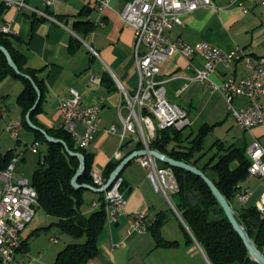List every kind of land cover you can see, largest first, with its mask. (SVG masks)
<instances>
[{"label": "crops", "instance_id": "crops-1", "mask_svg": "<svg viewBox=\"0 0 264 264\" xmlns=\"http://www.w3.org/2000/svg\"><path fill=\"white\" fill-rule=\"evenodd\" d=\"M126 1L109 0L108 7L101 14L103 26L94 23L97 17L94 0H56L49 8H45L42 0H25L27 6L22 8L8 5L0 19V23L8 25L10 33L16 38L14 45L25 56V63L40 69L39 75L47 88L41 110L36 116L41 124L50 128L59 126L58 100L69 95L71 87H76L80 93L82 105H93L100 102V98L103 99L100 102L98 128L85 148L92 153L91 167L100 169L102 173L111 158L118 159L114 155L116 152L122 159L135 150L137 143L127 133L123 143L119 144L118 135L109 132L110 126H115L118 132L122 128L117 112L121 98L118 82L130 93L138 82L133 50L134 32L120 17ZM229 1L212 0L214 8L201 6L184 13L182 23L167 29L166 35L179 41L203 40L224 50L240 48L253 57L262 54L264 0H242L248 8L245 13L241 5ZM32 8L50 12L59 22L38 16ZM88 24L91 27L87 29ZM167 57L160 64L157 77L165 80L168 100L183 107L191 119V124L182 130L183 145H187L189 138L197 134L203 125L210 126L209 133L217 125L226 124L229 128L233 124L238 127L240 131L236 135L231 130L227 131L225 138L230 143L223 146L239 148L243 152L255 138L262 139V126L242 129L236 124L221 90L211 89L189 78L194 68L202 67L201 55L186 59L173 53ZM247 73L243 62L233 61L229 65L218 64L211 77L220 83L228 77L238 79ZM92 75L96 76V80L91 79ZM184 85L186 87L179 92ZM22 87L21 81L14 77L7 76L0 81V153L12 151L14 155L21 154L15 171L17 164L25 161V149L35 140L32 131L24 129L21 123L22 110L17 96ZM261 102H264L262 96ZM246 103L247 97L244 95H236L232 99V105L236 108ZM127 112L126 108L122 109L123 115ZM9 124L18 126L17 137L6 131ZM195 124L196 130L193 127ZM77 129L82 131L83 126L78 124ZM216 141L223 143L220 139ZM156 163L162 165L159 160ZM237 165L236 159L230 162L231 168ZM208 173L214 176L211 170ZM146 176L147 168L137 158L124 166L121 177L129 189L125 196V207L114 221L106 220L98 235L96 256L89 258L85 264H211L205 249L194 238L177 210L178 196L176 201L172 198L174 209L160 191L154 190ZM243 188L250 192L247 200L241 202L237 196L234 200L243 206L261 208L264 182L248 174L239 183V189ZM94 193L96 195L91 201L98 197L97 192ZM250 200L252 202L248 204ZM90 202L83 207L84 212L91 210ZM43 213L45 215L34 218L21 233V246L15 259L23 264H54L57 253L72 241L69 234H55L58 228L53 224L54 220L43 223L47 215ZM138 214L144 216L146 228L141 232H129V219ZM154 226L157 235L153 231ZM158 237L173 243H159ZM229 264L241 263L234 261Z\"/></svg>", "mask_w": 264, "mask_h": 264}, {"label": "built area", "instance_id": "built-area-1", "mask_svg": "<svg viewBox=\"0 0 264 264\" xmlns=\"http://www.w3.org/2000/svg\"><path fill=\"white\" fill-rule=\"evenodd\" d=\"M7 5H15L18 8L27 6L25 0H1ZM45 8L52 6L56 0H42ZM229 3H237L243 7L244 13L248 8L242 0H230ZM109 5V0H94V8L97 13L94 23L104 25L101 14ZM201 6L215 7L212 0H127L120 12V17L130 25L134 32L133 50L135 64L138 70V82L132 93L128 92L118 82L120 102L118 114L122 128L118 132L115 126L109 127V132L117 134L119 144H122L127 133L135 141L142 142V148H150V140L154 137L156 129L173 127L183 130L191 124L187 111L179 104L171 102L166 97L165 80L158 79L160 64L170 54L177 53L186 59L193 55H201L202 67L194 68L191 80H198L211 89L221 90L228 109L236 120V124L242 129H250L255 125L264 129V52L256 57L246 54L242 49L235 48L224 50L203 40L191 42L170 39L166 30L182 23V15ZM40 17H47L59 22L54 15L46 10L32 8ZM61 23V22H60ZM0 31L9 33L8 25L0 23ZM95 53V50L92 49ZM233 61H241L245 64L248 73L241 78L228 77L217 83L212 79L218 64L229 65ZM96 80V76H91ZM186 87H181L179 92ZM236 95L247 97V103L236 108L232 105V99ZM102 102V98H100ZM100 102L93 105H82L81 96L76 87L69 88V95L58 100L57 110L60 116V124L73 139L75 145L86 148L92 139L93 133L98 128L100 120ZM127 109V114H122V109ZM81 124L83 130L79 131L77 125ZM6 131L13 137L18 136V126L9 124ZM39 142L30 143L27 148L33 152L38 151ZM119 158V154H114ZM245 155L248 162V174L256 176L264 182V133L262 139L255 138L246 148ZM21 158V154L13 155L7 166L0 170V264H23L15 259L18 248L21 246V233L33 220L36 214L37 192L30 180L17 174L15 164ZM139 163L147 168V176L155 191H160L165 198L172 202V196L178 190V182L170 166L157 165L156 159L149 152L136 157ZM90 175L94 186H102L105 177L100 169L91 167ZM122 177L117 176L112 184L103 191L101 199H93L90 207L97 208L103 204L108 221H114L122 212L126 204V198L120 190ZM248 189H240L237 198L245 202L249 196ZM264 212V190L261 192ZM146 228L143 215H135L129 219L130 231H144Z\"/></svg>", "mask_w": 264, "mask_h": 264}, {"label": "trees", "instance_id": "trees-1", "mask_svg": "<svg viewBox=\"0 0 264 264\" xmlns=\"http://www.w3.org/2000/svg\"><path fill=\"white\" fill-rule=\"evenodd\" d=\"M7 8L8 5L0 0V19ZM87 26L88 29L91 24ZM75 27L77 28V26ZM15 40L16 38L10 32L0 31V44L7 48L20 72L30 75L41 91L40 101L29 115L31 120L37 126L44 128L48 134L64 139L71 150L84 154L85 170L78 178V182L93 184L90 175L92 153L75 145L72 137L62 127H45L36 119L47 88L42 76L39 75L40 69L32 68L25 63V56L14 45ZM7 76L14 77L23 84V90L17 96V103L22 110V126L24 129L32 131L34 139L45 145L46 148L42 158L38 160V167L34 170L31 181H29L37 192L36 208L42 209L47 215L55 218L53 224L57 226L60 233L69 234L75 239H72L57 253L54 264H85L89 258L96 256L98 235L107 220L105 207L100 204L97 208H91L89 212L83 211V192L86 189L74 188L70 183L71 177L79 166V159L67 154L61 143L47 141L38 129H32L27 124L24 115L36 99V91L29 79L17 74L9 66L0 50V81ZM209 129L208 125L200 127L197 134L189 138L187 145L182 144V130L173 127L156 129L149 146L200 168L212 178L217 188L231 204V200L237 196V192L240 190L239 183L248 175L249 159L245 155V150L243 152L239 148L223 146L222 142L216 141L214 142L216 152L208 160L200 163L202 154L196 155V153L203 150V138ZM139 148H142L141 141H137L135 146V149ZM13 155L12 151L0 153V170L7 166ZM234 159L238 160V165L231 168L230 162ZM119 161L120 159L113 158L109 160L103 171L105 179ZM162 166L170 165L162 162ZM170 167L179 186V190L175 194L179 198L176 203L177 210L194 238L205 249L211 264H229L234 261L241 264H258L249 258L240 236L233 229L225 216L226 213L199 175L183 168L172 165ZM208 170H211L214 176H210ZM118 176H121V173ZM120 190L124 196L129 191L123 178ZM193 194L198 201L195 205L190 202ZM97 195V199H101L103 192H97ZM234 210L238 220L245 225L254 243L264 251V212L255 206L243 205L234 208ZM155 227L153 231L157 235L158 231ZM80 239L82 240L79 241ZM158 242L173 243L172 241H162L160 237H158Z\"/></svg>", "mask_w": 264, "mask_h": 264}, {"label": "water", "instance_id": "water-1", "mask_svg": "<svg viewBox=\"0 0 264 264\" xmlns=\"http://www.w3.org/2000/svg\"><path fill=\"white\" fill-rule=\"evenodd\" d=\"M0 50L4 54L6 61L9 64V66L17 74H21V76L23 75L24 77L29 79L31 81L35 91H36V94H37L36 99H35L34 103L32 104V106L27 110L26 114L24 115L27 124L32 129H35V130L38 129V131H40L45 136V139L47 141L61 143L63 145L65 151L67 152V154H69L71 156H75L79 159V166L77 167L73 176L70 179V183L74 188H79V189L82 188V189H86V190H91L93 192H103L105 189H107L112 184L114 179L121 173V171L123 170V168L126 164H128L130 161L132 162L136 157H138L140 155H144V153L146 154L147 152H149L151 155H153L155 157L156 160H159V161L163 162L164 164H167L170 166L172 165L174 167L183 168L187 171H190V172L196 174L197 176L199 175V177L206 183V185L210 189L213 196L216 198V201L218 202L220 207L223 209L224 213H226L225 216L227 217V219L231 223L233 229L240 236V239L242 240V242H243V244L247 250L249 258L251 260L257 262L258 264H264V251H262L261 249H259L257 247V245L254 243L253 239L251 238L248 230L246 229L245 225L238 220L236 212H235L234 208L232 207V205L230 204V202L220 192V190L217 188V186L214 183V181L212 180V178H210L204 171H202L200 168H198L197 166H195L191 163H188L186 161L184 162V160L175 159V158H173V157H171V156H169V155H167V154H165V153H163L157 149H154V148H149L148 150H146L145 148H139V149H135V150L131 151L130 153H128L127 155H125L118 162V164L111 170V172L109 173L108 177L106 178V180L102 186H94L93 184H90L87 182H80V181L78 182V178L81 176V174L85 170L84 154L80 151L71 150L68 147V145L66 144V142L64 141V139L48 134L44 128L37 126L31 120V116H29V115H31V112L35 109L36 105H38L40 98H41V91H40V89H38V86L35 85V82L33 81L32 77L30 75L20 72L18 66L16 65L15 61L13 60V58H12L11 54L9 53V51L7 50V48L0 44ZM44 170H45V168H44ZM190 200H191L190 202L193 205H195L196 202H198L197 198L194 194L191 196Z\"/></svg>", "mask_w": 264, "mask_h": 264}, {"label": "rangeland", "instance_id": "rangeland-1", "mask_svg": "<svg viewBox=\"0 0 264 264\" xmlns=\"http://www.w3.org/2000/svg\"><path fill=\"white\" fill-rule=\"evenodd\" d=\"M193 127L196 130L197 124L193 125ZM228 130L229 131L231 130L232 133H234L235 135H236V133L238 134V132L240 131V129L233 124L229 128L226 124L223 126L217 125L213 130L210 131V133L208 132L204 136L203 150L201 152L197 153V155L202 154L201 163L208 160L216 152V148H215L216 146L214 145V142L216 140H218V139L223 140V144L224 143L225 144L230 143L229 140H227V138H225V137H227L226 133ZM45 151H46V148H45V145H43V144H40L38 146L37 152H32L28 148L25 149V152H26L25 161H21L20 163L17 164L16 173L21 174L23 177H25L31 181L34 170L37 169V167H38V160H39V158H42ZM248 184H251V182H249ZM95 195H96V193H94L90 190H84V192H83L84 204L82 207L86 206V204H89V202L91 201V199ZM172 198L176 201L177 197H176V195H173ZM250 202H252V200H250L248 202V204H250ZM176 203H177V201H176ZM231 205L234 208H238V206L240 205V202L238 203L236 200L232 199ZM43 215H45L43 213V211L40 208H37L34 218H38V217L43 216ZM51 220H55V218L52 216L46 215V218H45L43 223H48V221H51ZM171 228L174 231H176V229H174V227H171ZM55 234H57V235L60 234L58 229H57ZM70 238H72V237L70 236ZM72 239L75 240L74 238H72ZM81 240L82 239H80L79 241H81Z\"/></svg>", "mask_w": 264, "mask_h": 264}]
</instances>
